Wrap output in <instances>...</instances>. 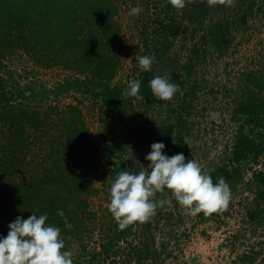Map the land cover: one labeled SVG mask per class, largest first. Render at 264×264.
<instances>
[{"label":"rangeland","instance_id":"obj_1","mask_svg":"<svg viewBox=\"0 0 264 264\" xmlns=\"http://www.w3.org/2000/svg\"><path fill=\"white\" fill-rule=\"evenodd\" d=\"M115 5L124 48L118 55L120 67L113 85L127 88L130 81L140 79L136 57L143 55L155 57L152 78L168 76L179 85L169 101L157 98L158 102L150 105L136 100V114L127 128L112 115L101 114L100 100L83 98L79 92L57 97L60 83L80 78L71 70L39 68L17 51L5 61L0 75L8 79L11 88L19 83L24 90L48 93L31 102V107L41 112L49 107L62 112L70 105H78L96 143L100 173L113 168L107 159L108 145L116 140L127 147L123 170L129 172L146 168L150 162L145 156L151 145L163 142L166 155L182 152L185 162L194 159L204 171L230 166L238 173L229 182L231 199L227 207L207 216L202 212L188 214L167 189L157 192L154 200L170 199L171 203L158 206L146 221L136 222L130 238L117 244L109 258L94 262L260 264L264 261V215L261 223L253 224L248 212L256 208L264 211L258 196L261 189L253 181L254 173L264 172V153L257 161L250 159L239 165H231L230 159L240 132L254 138L264 149V114L261 127L255 118L238 112L242 105L264 101V0H183V7L173 6L170 0H117ZM135 6L143 11L130 16ZM169 17L182 25L176 38L163 33ZM227 23L232 42L215 43L210 29ZM244 74L256 75L260 86L248 84ZM213 112L219 115L213 118ZM3 128L0 126V136ZM30 135L33 139L31 131ZM3 143L0 138V150ZM34 153L33 147L27 159L31 160ZM112 160L118 162L115 156ZM112 183L94 182L98 194L88 201L98 214L96 224L88 223L90 231L81 241L72 237L68 244L72 257L83 256V264H92L89 261L93 254L102 251L109 229L113 230L117 223L108 209ZM244 255H250L253 261H243Z\"/></svg>","mask_w":264,"mask_h":264},{"label":"trees","instance_id":"obj_2","mask_svg":"<svg viewBox=\"0 0 264 264\" xmlns=\"http://www.w3.org/2000/svg\"><path fill=\"white\" fill-rule=\"evenodd\" d=\"M116 1L0 0V71L17 51L23 52L39 68L71 70L80 78L60 83L55 92L57 97L79 92L83 98L100 100L101 114L112 115L127 128L136 114V100L142 99L150 105L158 101L149 87L154 70L140 71L138 98L125 96L126 88L113 85L120 67L118 55L124 48L121 27L116 20ZM242 21L246 23V17ZM218 26L222 29H210L214 42L230 44V24ZM181 28V23L169 17L163 33L176 38ZM244 78L248 84L260 86L256 75L244 74ZM41 96H48V93L24 90L19 83L11 88L8 79L0 75V126H4L0 136L4 141L0 150V236H7L8 225L18 216L26 219L32 212L46 213L47 223L61 229L65 250H69L72 237L81 241L90 231L88 223L94 225L98 219L88 201L98 194L94 182H114L126 166L127 147L119 145L117 140L108 145L107 159L113 168L100 173L96 143L78 105H70L62 112H58L57 107L41 112L31 107V102ZM238 112L255 118L263 127L264 101L242 105ZM100 120L105 122L104 118ZM33 147L35 156L28 160L27 152ZM263 153L264 149L254 138L240 132L230 164L239 165L250 159L257 161ZM113 156L118 162L112 160ZM206 172L214 183L223 177L228 184L238 173L230 166ZM253 181L261 189L258 196L264 204V172L254 173ZM60 209L71 228H67L64 218L57 214ZM262 215L264 211L258 208L248 212L253 224L261 223ZM135 225L121 230L114 223L106 243L101 245L102 251L94 253L89 262L96 264V259L109 258L117 244L133 235ZM82 257H72L73 264H83ZM243 261L252 262L253 259L244 255Z\"/></svg>","mask_w":264,"mask_h":264},{"label":"clouds","instance_id":"obj_3","mask_svg":"<svg viewBox=\"0 0 264 264\" xmlns=\"http://www.w3.org/2000/svg\"><path fill=\"white\" fill-rule=\"evenodd\" d=\"M231 3V0H229ZM173 6L183 7V0H170ZM140 6L132 7L130 16L142 12ZM140 71H152L155 57L137 56ZM152 94L161 101L171 100L179 85L168 76L156 75L149 81ZM141 89L139 79L129 82L124 95L138 98ZM218 113H211L215 118ZM186 142V141H185ZM165 144L155 142L145 156L150 163L137 172L121 170L110 187L108 209L123 230L136 222L146 221L154 215L158 206L171 203L170 199L154 200L157 192L166 189L184 210L195 216L210 215L227 207L231 199L230 186L220 177L214 183L212 176L202 170L194 159H187L180 152L173 156L165 154ZM57 214L64 218L65 226L71 228L62 209ZM48 215L32 212L28 218L18 216L8 227L7 236H0V264H73L72 252L65 250L61 229L47 223Z\"/></svg>","mask_w":264,"mask_h":264}]
</instances>
